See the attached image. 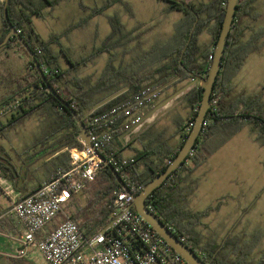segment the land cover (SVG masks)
<instances>
[{"label": "trees", "instance_id": "16d2710c", "mask_svg": "<svg viewBox=\"0 0 264 264\" xmlns=\"http://www.w3.org/2000/svg\"><path fill=\"white\" fill-rule=\"evenodd\" d=\"M60 1L62 0H41L40 4H37L34 0H8L7 15L9 22L16 31H19L20 36L23 37L26 43L33 39V43L30 41V48L37 63L45 61L49 67L57 70V74L54 78H50L46 75L44 77L55 92L77 113L88 132L99 130L91 123L95 115L109 109L119 99L137 91L145 85L153 86L158 89L167 81L176 78L158 92L167 90L170 87H174L176 90L179 88V84L183 85L195 76L204 77L210 65L212 49L219 33L226 3V0H210L208 3L198 5L187 3L191 8L190 10L173 0H162L168 4L169 10L182 12L183 18L174 26L172 44L164 50L161 47L159 57L152 60L156 61L157 59L158 63L153 67L150 73L144 75L138 72L135 74H126L122 71L118 73L120 76L119 81L113 83L110 74L112 69L109 65V67H105V71L102 73L100 81L97 84L86 90L81 89L79 85L80 82L76 81L74 84L75 90H69V93L64 95L62 92L65 87L64 83L66 81L65 77L67 71L61 69L58 60L49 49V45L56 43V39H59L62 35H52L47 40H41L33 32L31 26L32 17H42V10L44 8L53 7ZM117 1L121 2V0H106L102 5L92 8L90 14H101ZM255 1L256 0H238L237 2L235 17L221 60L220 71L210 96L211 107L207 111L201 132L192 148V156H187L186 161L178 167L177 170L172 172L145 200V205L151 212L188 245L206 264H252L247 260L250 254L249 248L246 250V248L243 247L233 251L236 258L231 261L228 259V254L223 252V247L218 246L213 250H209L205 247L197 248L188 241L184 236V222L190 227H193L199 223L202 217L206 216L208 210L192 212L183 208L182 202H184L191 187L184 186L182 183L185 180L183 177L184 175H190L195 169L201 166L207 157L220 147L227 138L236 134L247 124L252 126V130L256 134V137L264 143L263 106L260 101L257 100V96L249 97L244 93H234L231 83V80L241 70L245 58L250 52L259 49V44L264 37L263 28L252 29L249 25L241 23V19L243 18L252 21L259 18V13L255 11L252 5ZM79 5L82 9H87L83 4L79 3ZM196 18L197 23L194 26ZM108 21L111 26V31L105 40L106 42L111 43L115 38H129L130 32H125L117 16L109 17ZM212 21L215 22L213 25H211ZM76 26H79V22L70 25L63 32V35H66L68 31ZM191 30V40L186 44ZM7 31L8 28L3 18V2L1 0L0 40ZM203 31L211 37L210 45L207 47H202L198 42V36ZM247 31H249V35L244 39L245 32ZM16 46L20 47L24 53V66L17 72L8 70L5 66L3 67L10 55L4 51L13 49ZM157 47L158 45L152 47V53L156 51ZM38 49L41 50L40 55L37 53ZM105 51H108L107 45L95 49L88 56L70 62L71 69L90 62L99 53ZM123 85L127 87L125 92L93 108L94 105L101 100V98H94V94H96L99 89L113 87L109 90V94H112L120 90ZM32 86L33 90L30 91L29 88ZM28 91H30L29 96L22 98L17 103L4 109L3 113L9 111V115L4 119H0V139L4 137V131L8 127L27 117L37 109L40 111L43 110L50 117V128L46 133L39 136L37 142H34L27 150L22 151V154L29 158H44L53 155L54 173L51 178H55L60 173L66 171L70 166L68 150L71 148L81 149L83 147L82 143L78 140L80 136V127L68 109L61 105V103L46 90L29 55L23 47H21L20 42L16 39H9L7 45L0 49V96L2 97L0 109ZM184 95L188 99L193 111L190 118L186 120L185 123H182V120L177 121L180 143L177 149L164 155L159 163H154L150 159L144 163L145 168L143 171L137 168V160L148 158V155L160 157V149L150 150L149 152L140 154L136 159L132 160L123 159L116 150H113V141L101 151L102 155L106 158L109 159L110 156H112L116 162L121 163L122 160H126L125 164L117 168V173L134 194H138L146 183L166 168L167 164L178 152V149L187 136L188 132L184 131V127L188 122H194L196 109L199 106L201 98V88L200 86H192ZM125 120L126 117L121 114L117 116L115 123L107 128L108 131H113L117 135L115 139H118V136L122 134L121 126ZM104 130H106V128ZM213 141L214 143L211 145ZM113 168H116V165H113ZM18 173L19 171L16 168L14 158L2 145H0V178L11 181L17 177ZM119 188L121 187L111 171L108 167L103 165L97 171L93 180L84 182L81 193H84L85 201L82 203L80 198L78 199V195H72L67 207L62 213H58V215L52 219L50 225L45 226V231L48 232L55 228L61 222L63 216L69 214L72 221L83 232L89 235L97 232V230L111 221L113 213L112 198L114 192ZM31 193L20 194L18 199H22ZM177 202H179V204H177ZM70 206H73L74 209L69 210L68 208ZM5 226H8V219L3 216L0 218V228L5 231ZM11 227H13L12 224ZM6 233L13 234V231L6 230ZM200 251L203 253H199ZM24 261L28 262V260L22 256L17 258L8 257L5 263L25 264ZM261 263L264 262L260 261V264Z\"/></svg>", "mask_w": 264, "mask_h": 264}, {"label": "crops", "instance_id": "0c3cea01", "mask_svg": "<svg viewBox=\"0 0 264 264\" xmlns=\"http://www.w3.org/2000/svg\"><path fill=\"white\" fill-rule=\"evenodd\" d=\"M98 1L99 0H62L53 7L44 8L42 10L43 13L42 17L31 18V26L33 24L32 22L33 19H44L48 17L56 20H58L60 17L69 19L67 22L68 27L74 23L79 22V26H76L70 31H68L67 34L64 35V37L62 38L60 37L59 39H56V43H52L49 45V49L58 60L61 69L67 71V75L65 77L66 81L64 83L65 86L64 90L67 91V94L69 93V90H75L74 84L76 81L80 82L79 85L81 89H86V90L89 87H92L93 85L97 84L100 81L102 73L105 71V67L107 68V66L109 67V65L111 66L112 69V72L110 74L112 77L111 81L113 83L119 81L120 76L118 73L124 71L126 74H135L140 70L141 66L146 65L144 63L139 64V60L142 61L146 60L144 53L142 57L140 56L135 57V59L137 58L138 61H135V59H131V60L129 59V61L125 60L124 56L128 55L126 45H128V43L130 44L134 38H130V36L129 38H125V37L117 38V39L115 38L111 43L105 41L108 34L111 31V26L109 24L108 18L112 16L118 17L119 22L122 24L126 33L133 32L134 28L131 26V24L128 21L133 16V10L130 6V0H121V2L117 1L113 3L110 7H108L106 10H104L101 14L91 15L90 10L94 7L101 5L106 0H100L101 4H97ZM154 1L156 2V4L157 2H161L163 6H165V9L168 10L169 12L177 13L178 20L176 21V23L183 18L182 12L169 10L168 4L165 1L162 0H154ZM209 1L210 0H208L206 3H208ZM34 2L40 4L41 0H34ZM79 3L83 4L87 9L85 10L82 9ZM186 3L198 5V4H204L205 2L202 0L194 1V2L193 0L191 1L186 0ZM60 8H64V11L56 12V10ZM113 8H117L115 12L106 14L108 10H111ZM69 10L71 11V14H69ZM248 21H252V20L245 18L243 24L249 25L247 23ZM214 23L215 22L212 21L211 25H213ZM259 28L261 27H258L256 29ZM32 30L34 32L33 28ZM247 34L249 35V31H247ZM36 35L38 36L39 39L42 40V38L38 34ZM207 39L208 42L205 43L203 46L201 45L202 47H207L210 45L211 37L209 34ZM138 41L139 40H137L136 42ZM263 43H264V37L262 38L260 44ZM85 44L87 47L89 46L88 48H86L89 50V52L88 53L85 52V54L83 55L77 54V51L85 47ZM103 45H107L108 51L101 52L97 56H95L90 62L81 64L75 67L74 69H71L70 62L77 61L82 57L90 55L95 49L102 47ZM119 49L123 54L121 59H120V55L116 53V50ZM103 54H106V59L103 60L102 68L99 69L100 61H98L99 63H96L95 61L97 60V58H100V56H102ZM11 55L12 53L5 61L3 67L5 66L8 70L17 72L21 70L20 68L22 67L18 66L17 64L16 65L18 67L14 66L15 64H13L12 60L15 58L11 57ZM22 61L23 60L21 59V62ZM137 64L139 65L137 66ZM89 65H92L93 67H97L98 69L93 70L92 73H89L87 71ZM69 69L71 70L68 71ZM151 70L148 71L147 73H150ZM138 73L143 75L146 74L144 72H138ZM186 83H184L183 85L179 84L178 85L179 88H177L176 90L174 89V87H170L169 89L162 91L161 94H159L158 96L159 98H157L153 102V104L144 111L143 122L138 128H136L134 131L130 133L123 132L121 135L118 136V139L114 138L112 140L114 142V145L112 146L113 150H116L123 159H129V160L136 159V157L139 156L140 154L149 152L150 150L153 151L160 149L161 152L160 157H154L148 155V158L137 160V166H138L137 168L140 171L144 170L145 168L144 163L147 162L148 160L151 159L154 163H159L160 159H162L164 155L177 149L180 143L177 121L182 120V123H185L186 120L190 118L191 113L193 111V109L190 107V103L188 99L184 95L186 94L187 91L185 90L176 97H174L173 99H171L165 106H163L162 108L158 109L155 113H153L151 117L146 119V115L150 111V109H152L156 104H158L160 101L173 94L175 91L180 89ZM232 85H233L234 93L246 94L244 92L245 91L244 88L238 90L237 88H235L234 84ZM110 88L113 87H109L106 89H99L98 92L94 94V98H99V99L101 98V100L97 102V104L116 93L115 92L109 94ZM126 90L127 87L123 85L121 89L118 90L117 92L123 93ZM1 100L2 97L0 96V103H2ZM177 102L181 104L182 111L181 113H178L179 115L172 116L171 113L177 111L178 107L177 105H174ZM171 103L173 105L169 107ZM97 104H95L93 108H96L95 106ZM3 112L4 111L0 112V119H4L6 116L9 115V111L5 113ZM166 114L168 115L165 116ZM240 131H238L236 134H238ZM229 138H227V140ZM225 142L222 145H224ZM220 147H218L214 152H216ZM5 150L14 158V162L19 173L17 177L11 181L1 178L7 185L4 186V188L1 187L0 192L6 194L10 192L16 195L18 199V196L20 194H28L33 192L38 188V186L41 183L47 181L52 177L54 173L53 155H49L44 158H29L24 156L22 154V151H18L17 149L5 148ZM207 159L201 166L195 169L190 175L183 176L185 180L182 183V185L191 187V190L186 195L184 202H182L183 203L182 205L183 208L190 210L192 212H198V211L192 210L189 207H187V201L188 198L194 195L195 191L198 188V184L200 182V177L195 178L194 174L199 168H201L207 162ZM259 191L253 194V196L257 195L256 196L257 200H259L260 198H262V196H264V186ZM8 209L9 208L5 209L4 207H2L0 203V218L5 216L8 219V226H5L4 229H5V233L6 230L8 231L11 230V232L13 231V234H9V235L11 240L13 241V244H15V251H16L19 248V246L13 240V237L18 235V228L13 224V221L10 215L8 214ZM240 211H244V212L238 218L239 215L238 213ZM238 213H237V217L229 223L227 230L223 229V231H221L218 237L216 236L212 238L208 237L205 239L201 238V236H205L206 231L208 229L207 228L208 225L206 224V219H205L206 216L202 217L199 220V223L193 227H190L187 223L184 222L183 224L185 226V229H183L184 236L188 239V241L191 244H193L197 248L205 247L209 250H213L218 246L223 247V252H225V254H228V259L231 261H233L236 258V256L233 254V251L243 247H245L246 250H248L249 248L250 254L247 260H249L252 264H260V261L264 262V206L257 201L248 203L241 206L239 208ZM10 223L12 224L13 227H11ZM198 229L200 230L198 231ZM199 253H203V252L200 251Z\"/></svg>", "mask_w": 264, "mask_h": 264}, {"label": "rangeland", "instance_id": "374dc122", "mask_svg": "<svg viewBox=\"0 0 264 264\" xmlns=\"http://www.w3.org/2000/svg\"><path fill=\"white\" fill-rule=\"evenodd\" d=\"M181 1L186 2V0ZM202 1L206 3L208 0ZM97 4H101V1L99 0ZM130 6L133 10V16L128 21L134 29L129 36L134 39L130 44L126 45L128 55L124 57L126 61H129V59H135L137 56L142 57L144 53L146 60H139V64L144 63L146 65L141 66L138 72L148 74L147 72L158 63L157 59L156 61L152 60L159 57L161 47L164 50L172 44L174 26L178 20V14L169 12L161 2L156 4L154 0H130ZM253 7L260 13V18L247 23L252 29L258 27H263L264 29V0L255 1ZM116 9L108 10L106 14L115 12ZM59 11L63 12L64 8L56 10V12ZM69 14H71L70 10ZM68 20L62 17L58 20L49 17L33 19L32 28L42 40H46L52 35H62V38L64 37L63 32L68 28ZM241 20V23H243L244 18ZM247 35L246 32L244 39L248 37ZM207 38V33H201L198 36L199 44L203 46L208 42ZM137 40L139 41L136 42ZM157 45L156 51L152 53V47ZM88 47L85 44V47L77 51V54L88 53L89 50L86 49ZM116 53L120 55L121 59L123 56L121 50H116ZM105 59L106 54H103L95 61L96 63L100 61L99 69L102 68L103 60ZM12 61L15 67L22 66L21 59L15 58ZM135 61H138V59L136 58ZM87 69L89 73H92L93 70L98 68L89 65ZM231 83L238 90L244 88L247 96H257V100L260 101L264 108V43L259 44L258 50L249 53L240 72L231 80ZM193 86H199V84L197 83ZM62 93L67 95L66 90H63ZM172 103L169 107L173 105ZM174 105H177L178 108L171 115L177 116L182 111L181 104L177 102ZM2 111L4 110L0 112ZM49 121L50 117L43 110L37 109L8 127L4 131V137L0 139V145L6 149L14 148L18 151H25L39 140V136L46 133L50 128ZM261 143V140L254 134L252 126L247 124L238 134L231 136L224 145L210 155L207 162L195 172L194 177H200V182L194 195L188 198L187 207L195 211L208 210L209 214L207 213L208 215L206 214L205 217L208 229L205 236H201L202 239L218 237L223 229L227 230L229 223L237 217L241 206L256 201L264 206V196L259 200L256 199L257 195L253 196L254 193L261 190L264 186V144ZM6 185L0 178V188H4ZM79 198L83 203L85 201L84 193L79 194ZM15 200H17L16 195L10 192L7 194L0 192V203L5 209L9 208L12 201ZM68 209L72 210L74 208L70 206ZM243 212L240 211L238 213V218ZM15 254V244H13L10 235L0 228V264H6V259L8 257L13 258ZM22 257L28 260V262L24 261L25 264H46L41 253L34 248L28 249Z\"/></svg>", "mask_w": 264, "mask_h": 264}, {"label": "built area", "instance_id": "2783aa9c", "mask_svg": "<svg viewBox=\"0 0 264 264\" xmlns=\"http://www.w3.org/2000/svg\"><path fill=\"white\" fill-rule=\"evenodd\" d=\"M37 53L40 55L41 50ZM38 66L44 76L54 78L57 74L45 61ZM158 96V89L145 85L95 115L91 123L99 130L88 132L91 147L79 136L83 147L68 150L70 166L66 171L43 182L33 193L12 201L8 214L18 228L13 240L19 246L14 257H21L34 248L46 264H188L134 211L132 195L122 188L114 192L111 221L97 232L91 235L83 232L69 214H65L55 228L45 231V226L67 207L72 195L81 194L84 182L93 180L104 165L93 149L101 153L117 137L107 130L117 116L126 117L122 133H130L141 125L144 111ZM192 126L193 122H188L184 131L189 133ZM187 156H192V150ZM108 161L116 165V171L126 163V160L116 162L112 156Z\"/></svg>", "mask_w": 264, "mask_h": 264}, {"label": "water", "instance_id": "95a60500", "mask_svg": "<svg viewBox=\"0 0 264 264\" xmlns=\"http://www.w3.org/2000/svg\"><path fill=\"white\" fill-rule=\"evenodd\" d=\"M175 2H178L182 4L184 7L191 10V8L188 6L186 2H183L181 0H173ZM3 2V18L9 28V32L6 34L5 39L0 43V47L3 43L7 41V39L13 35L19 42L22 43L23 47L25 48L27 54L29 55L31 62L37 71L40 79L42 80L46 90L51 93L60 103L61 105L65 106L68 111L74 116L78 126L80 127V138L81 141L88 147H91V143L89 142V133L81 121V118L77 115V113L67 104L65 100H63L53 89V87L50 86V84L45 79L42 71L40 70L37 60L33 54V52L28 47L27 43L21 37L18 33V31L15 30V28L12 26V24L9 22L8 15H7V4L8 0H2ZM238 0H226L225 8H224V15L223 19L219 28V33L217 36V39L214 43L213 49H212V57L210 61L209 68L207 69L206 75L204 77L202 76H195L186 83L184 86H182L180 89L175 91L170 96L166 97L162 101H160L158 104H156L146 115V119L151 117L153 113H155L158 109L165 106L171 99L182 93L183 91L189 89L194 84H199L201 88V98L199 101V106L196 109V115L194 117L193 126L190 129L189 133L185 137L182 145L178 149V152L175 154V156L169 161L166 168L160 172L159 174L155 175L148 183H146L142 189L138 192V194H134L125 184V182L121 179V177L118 175L117 171L113 168V166L109 163L108 159L102 155L101 153L97 152L93 149L94 153L101 159L102 163L108 167V169L111 171L113 176L115 177L117 183L120 185V187L132 195V208L136 213L142 216V218L161 236L164 238V240L173 248L175 252L180 254L188 264H206L188 245H186L173 231H171L158 217H156L151 210L145 205L146 198L157 188L159 187L165 179L175 170H177L178 167H180L185 161L186 157L190 150H192L193 146L195 145L196 139L201 132V129L203 127L205 117L207 114L208 109L211 107L210 103V96L217 78V75L219 74L220 67H221V60L223 53L225 51L228 35L232 26L233 19L235 17L236 12V5ZM197 23V18L194 23ZM192 37V30L190 31V34L187 39V43L191 40ZM185 49V47H184ZM183 49V50H184ZM183 52V51H182ZM176 78H173L166 83H164L158 90L162 89L166 85H168L170 82L175 80ZM33 87H30L32 89ZM120 92H116L115 94L111 95L110 97L104 99L100 103H98L95 107H98L105 102L111 100L112 98L116 97ZM30 93L27 92L20 97L16 98L14 101L3 107L1 110H4L5 108L11 106L12 104L17 103L19 100H21L24 97L29 96Z\"/></svg>", "mask_w": 264, "mask_h": 264}, {"label": "flooded vegetation", "instance_id": "af4514ba", "mask_svg": "<svg viewBox=\"0 0 264 264\" xmlns=\"http://www.w3.org/2000/svg\"><path fill=\"white\" fill-rule=\"evenodd\" d=\"M7 25V24H6ZM7 28H8V26H7ZM9 32V28H8V31L6 32V34ZM19 33V32H18ZM6 34L4 35V37L0 40V43L5 39V36H6ZM20 35V34H19ZM9 39H16L13 35H11L8 39H7V41L5 42V43H3L2 45H1V47H0V49H2V48H4L6 45H7V43H8V41H9ZM17 40V39H16ZM18 41V40H17ZM32 43H33V39H31L30 40ZM30 41H28L27 42V45H28V47L30 48ZM20 44H21V47H23V45H22V43L20 42ZM23 49L25 50V48L23 47ZM30 50H31V48H30ZM26 51V50H25ZM32 51V50H31ZM5 53H12V55H11V57H13V58H18V59H22L23 61H22V68H23V66H24V53H23V51H22V49L20 48V47H15V48H13V49H10V50H5L4 51ZM27 53V52H26ZM22 68H20V69H22ZM173 79V78H172ZM174 81V80H173ZM172 81V82H173ZM171 83V82H170ZM169 83V84H170ZM167 86V85H166ZM33 87V86H32ZM164 88V87H163ZM29 90L31 91V90H33V88L32 89H30L29 88ZM161 90V89H160ZM160 90H158V91H160ZM30 91H28L29 93H30ZM162 92V91H161ZM161 92H159V94H161Z\"/></svg>", "mask_w": 264, "mask_h": 264}]
</instances>
